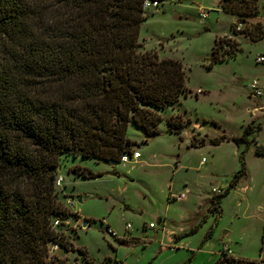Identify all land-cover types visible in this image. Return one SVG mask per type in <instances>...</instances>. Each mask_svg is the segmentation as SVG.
<instances>
[{"label":"rangeland","instance_id":"obj_1","mask_svg":"<svg viewBox=\"0 0 264 264\" xmlns=\"http://www.w3.org/2000/svg\"><path fill=\"white\" fill-rule=\"evenodd\" d=\"M258 3V13L246 20L264 29V0ZM144 14L141 49L181 61L187 95L160 110L157 135L148 137L130 120L126 137L134 143L137 160L107 163L60 156L63 182L57 191L71 214L55 230L73 246L65 251L48 242L49 260L215 264L226 245L235 259L264 264V93L255 97L249 87L257 80L264 89V62L257 61L264 57V38L252 41L240 33L238 16L222 10L219 0H165L158 8H144ZM232 45L238 48L234 55L211 62L214 46L220 55ZM177 115L185 122L180 134L168 128V120ZM248 125V142L233 141ZM193 135L205 143L191 146ZM220 137L227 139L211 143ZM73 166L96 177L78 176L69 170ZM242 169L244 174L229 188ZM227 188L219 198L220 210L210 211L213 191ZM159 218L163 222L157 224ZM151 223L155 227L149 228ZM195 226L196 233L175 242L174 235ZM108 228L117 236L108 234ZM229 258L220 264H251Z\"/></svg>","mask_w":264,"mask_h":264},{"label":"trees","instance_id":"obj_2","mask_svg":"<svg viewBox=\"0 0 264 264\" xmlns=\"http://www.w3.org/2000/svg\"><path fill=\"white\" fill-rule=\"evenodd\" d=\"M144 1L0 0V264H68L46 257L48 242L65 251L73 246L53 226L71 214L55 187L60 156L120 162L134 153L126 137L130 120L148 137L157 135L160 110L187 95L182 62L141 49ZM258 1L219 0L252 41L264 38L261 24L246 20L258 13ZM215 46L211 62L238 50L232 45L218 55ZM184 124L180 115L168 120L175 134ZM251 131L248 125L232 140L248 142ZM204 143L192 136L191 146ZM69 170L96 177L84 167ZM242 174L244 169L229 188ZM229 188L214 195L210 211L220 210L219 198ZM197 227L175 239L196 233Z\"/></svg>","mask_w":264,"mask_h":264},{"label":"built area","instance_id":"obj_3","mask_svg":"<svg viewBox=\"0 0 264 264\" xmlns=\"http://www.w3.org/2000/svg\"><path fill=\"white\" fill-rule=\"evenodd\" d=\"M158 1H150V0H145L144 3H143V7L144 8H147V7H155V8H158ZM201 17H204V12L203 11H200L198 13ZM239 29V28H238ZM257 61H260V62H264V57H259L257 59ZM249 87H250V90H251V93L253 94V96L255 97H260L263 95L264 93V89L261 87V85L259 84V82L257 80H252L249 84ZM129 155V157H128ZM139 158V154L137 152H134L132 153L131 155L130 154H125L121 157L120 161L121 162H128L129 159H132V160H137ZM62 182H63V178L61 176H57L56 179H55V187L56 188H60L61 185H62ZM220 191L216 192V193H219ZM215 193V194H216ZM68 220V219H66ZM65 220V221H66ZM59 224V221L58 220H55L53 222V226H56ZM149 228H153L155 227V225L153 223L149 224L148 225ZM131 228V226L129 224L126 225L125 229L126 230H129ZM106 232L112 236H117L116 233L111 230V229H107ZM54 247L55 248H58V244H54ZM224 250H223V254L221 255V259H226V258H229V248L225 245L224 246ZM46 257L49 259L48 257V253L46 254Z\"/></svg>","mask_w":264,"mask_h":264},{"label":"crops","instance_id":"obj_4","mask_svg":"<svg viewBox=\"0 0 264 264\" xmlns=\"http://www.w3.org/2000/svg\"><path fill=\"white\" fill-rule=\"evenodd\" d=\"M261 109H264V106L261 107ZM59 170H60V169H59ZM59 170H58V171H59ZM218 191H219V190H218ZM218 191H217V190H214L213 193H216V192H218ZM75 213H76V212H75ZM76 214L78 215V213H76ZM158 220L160 221L159 224L163 222L162 218H159ZM158 220H157V221H158ZM176 235H178V234H176ZM176 235H174V239H175V236H176ZM181 239H182V238H181ZM178 240H180V239H175V242L178 241ZM229 254H231V255L233 256L232 252L230 251V248H229ZM233 257H234V256H233Z\"/></svg>","mask_w":264,"mask_h":264},{"label":"water","instance_id":"obj_5","mask_svg":"<svg viewBox=\"0 0 264 264\" xmlns=\"http://www.w3.org/2000/svg\"><path fill=\"white\" fill-rule=\"evenodd\" d=\"M59 169H60V168H59ZM59 169H58V170H59ZM159 222H160V221L158 220V221H157V224H159ZM86 223H87V221H84L83 226H85ZM224 235H225V233H224Z\"/></svg>","mask_w":264,"mask_h":264}]
</instances>
